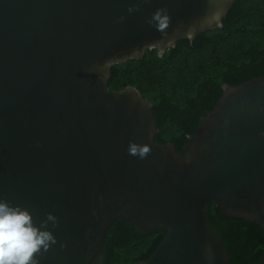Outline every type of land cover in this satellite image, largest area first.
Returning <instances> with one entry per match:
<instances>
[{"label": "water", "instance_id": "95a60500", "mask_svg": "<svg viewBox=\"0 0 264 264\" xmlns=\"http://www.w3.org/2000/svg\"><path fill=\"white\" fill-rule=\"evenodd\" d=\"M234 1L0 0V200L37 224L57 217L39 264H103L116 219L165 230L133 264H232L207 203L264 232V75L222 83L181 152L153 140L151 103L134 86L107 87L112 65L220 28ZM158 8L166 36L148 23ZM130 142L151 152L130 155Z\"/></svg>", "mask_w": 264, "mask_h": 264}, {"label": "trees", "instance_id": "16d2710c", "mask_svg": "<svg viewBox=\"0 0 264 264\" xmlns=\"http://www.w3.org/2000/svg\"><path fill=\"white\" fill-rule=\"evenodd\" d=\"M264 75V0H235L222 26L200 32L192 41L178 39L158 56L147 49L142 58L114 64L107 87L134 86L151 103L158 131L153 140L173 143L182 151L187 135L219 99L221 84L241 83ZM207 224L224 243L232 264H255L264 253V232L254 223L224 216L213 204L204 206ZM165 230L143 231L122 219L110 226L103 264L145 260Z\"/></svg>", "mask_w": 264, "mask_h": 264}, {"label": "clouds", "instance_id": "9594fccd", "mask_svg": "<svg viewBox=\"0 0 264 264\" xmlns=\"http://www.w3.org/2000/svg\"><path fill=\"white\" fill-rule=\"evenodd\" d=\"M134 10H138V7L128 9L130 13ZM148 23L166 36L170 26L167 9H156ZM128 152L145 158L151 152V147L130 142ZM49 222L51 228L58 226V219L52 213H46L45 219L37 224L28 209L0 200V264H39V257L57 243ZM60 247L65 245L61 244Z\"/></svg>", "mask_w": 264, "mask_h": 264}]
</instances>
